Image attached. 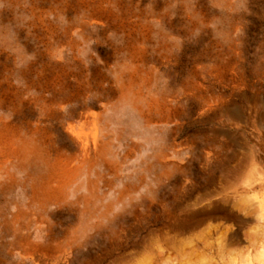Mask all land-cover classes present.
Listing matches in <instances>:
<instances>
[{
	"label": "rangeland",
	"instance_id": "374dc122",
	"mask_svg": "<svg viewBox=\"0 0 264 264\" xmlns=\"http://www.w3.org/2000/svg\"><path fill=\"white\" fill-rule=\"evenodd\" d=\"M211 226L206 264H264V0H0V264H180Z\"/></svg>",
	"mask_w": 264,
	"mask_h": 264
},
{
	"label": "bare ground",
	"instance_id": "6f19581e",
	"mask_svg": "<svg viewBox=\"0 0 264 264\" xmlns=\"http://www.w3.org/2000/svg\"><path fill=\"white\" fill-rule=\"evenodd\" d=\"M13 146H15L12 143ZM10 143L5 144L2 149V154L4 156L20 155L22 161L30 160L33 155L25 152H19L17 148H13ZM52 172L49 176V180L46 181L40 189V193H42L47 200H51L54 196L62 195L64 192V188L67 186V181H69L70 170H67L64 166L55 164L51 167ZM77 170V169H76ZM75 172V171H74ZM77 172V171H76ZM238 218V217H237ZM226 237V231L220 228L208 227L203 230L200 235L196 238L189 239L184 241L179 247V263L180 264H206L211 255L212 249L217 247V249H221L223 245V241ZM246 240L249 245H255L258 240V236L250 231L246 234ZM161 252L158 254H149L143 257L136 264H160L159 261H162Z\"/></svg>",
	"mask_w": 264,
	"mask_h": 264
}]
</instances>
